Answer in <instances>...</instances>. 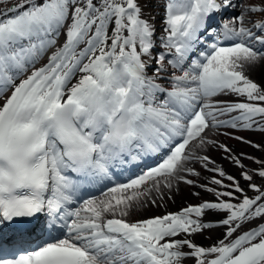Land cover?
<instances>
[{
  "label": "snow or ice",
  "instance_id": "snow-or-ice-1",
  "mask_svg": "<svg viewBox=\"0 0 264 264\" xmlns=\"http://www.w3.org/2000/svg\"><path fill=\"white\" fill-rule=\"evenodd\" d=\"M145 15L139 0H0V264H264V222L245 228L264 221V160L246 170L209 137L264 132V87L246 75L264 58V0H165L159 36ZM196 164L218 187L190 178ZM181 181L216 200L128 219L166 207ZM213 227V244L191 239Z\"/></svg>",
  "mask_w": 264,
  "mask_h": 264
},
{
  "label": "bare ground",
  "instance_id": "bare-ground-1",
  "mask_svg": "<svg viewBox=\"0 0 264 264\" xmlns=\"http://www.w3.org/2000/svg\"><path fill=\"white\" fill-rule=\"evenodd\" d=\"M236 3L240 4H249L252 3L253 0H236ZM240 10L237 11L239 14ZM258 14H256L257 16ZM264 59V58H263ZM261 59L258 63L249 66L246 69V75L249 76L254 82L258 83L261 87H264V60ZM39 66V65H37ZM240 97H236L234 95H222L214 97V100H224V101H235L239 100ZM243 137L245 141H250L251 143H245L240 140L235 139L234 137ZM209 137L213 140L218 141L220 144H224L228 146L232 150V154L235 157H239L241 163L246 165V170H255L260 167L259 164H256L253 160L248 159L247 157H254L258 160H264V132L261 131H252L246 130L243 134L235 133V129L232 128H221L217 131L209 133ZM260 145L261 148L253 147L252 145ZM208 155L213 161H215V167L222 168L227 175H231L235 177L236 181L239 184H244V179L241 176L242 169L233 162L232 159L226 158L227 154L220 149L219 147L208 146L205 153ZM197 171L200 172L198 177L193 176L190 177L193 180L197 181L198 185H207L208 187H218L216 185H212L210 180L215 176L218 179H221L216 173H212L203 169L199 164L195 165ZM256 177V176H255ZM260 180V179H256ZM225 184L232 183L231 181L224 180ZM176 187L178 190H173L171 194V199L166 200V207H155L149 205L145 209H143L138 214H133L128 219L133 221L147 219L154 215H160L165 213L166 209H181L188 205H199L202 201H215L216 197L213 193L206 191L204 188L194 185H189L184 182H179ZM194 193H199V195H194ZM227 199V198H225ZM206 215H209L208 217ZM205 215L207 220L205 221H219L225 218L227 214L225 213H217V212H208ZM219 215V216H216ZM256 221H253L254 223ZM250 223V224H252ZM248 224V225H250ZM245 225V228H250L255 226L256 224H252V226ZM208 232L209 236H205L203 239L204 243L213 244L219 238L223 236L225 231L224 227H213L211 229L205 230ZM179 238V237H178ZM195 240V239H194ZM188 251L187 248L184 249ZM195 264V260L187 259L184 261V264L188 263Z\"/></svg>",
  "mask_w": 264,
  "mask_h": 264
},
{
  "label": "rangeland",
  "instance_id": "rangeland-1",
  "mask_svg": "<svg viewBox=\"0 0 264 264\" xmlns=\"http://www.w3.org/2000/svg\"><path fill=\"white\" fill-rule=\"evenodd\" d=\"M263 59V58H262ZM264 60V59H263ZM243 98H239V100H242ZM236 101V100H235ZM260 167H261V165H260ZM259 167V168H260ZM213 173V172H212ZM242 176V175H241ZM256 179H260V180H258V181H256ZM254 183H256L257 185H260L262 188H264V179H261V178H259L258 176H256V177H254ZM242 187V186H241ZM242 188H244L245 189V192L247 193V195L249 196V197H252V196H254L255 195V192L253 191V190H251L250 188H249V182L248 181H245L244 180V184H243V187ZM172 210V209H171Z\"/></svg>",
  "mask_w": 264,
  "mask_h": 264
}]
</instances>
